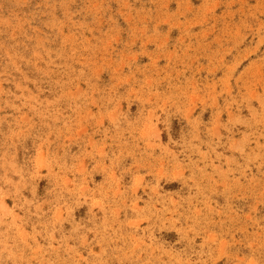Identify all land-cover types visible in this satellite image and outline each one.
<instances>
[{
	"label": "rangeland",
	"instance_id": "obj_1",
	"mask_svg": "<svg viewBox=\"0 0 264 264\" xmlns=\"http://www.w3.org/2000/svg\"><path fill=\"white\" fill-rule=\"evenodd\" d=\"M0 264H264V0H0Z\"/></svg>",
	"mask_w": 264,
	"mask_h": 264
}]
</instances>
